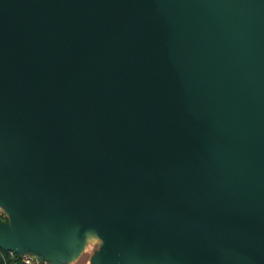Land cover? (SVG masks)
<instances>
[{"label":"water","instance_id":"obj_1","mask_svg":"<svg viewBox=\"0 0 264 264\" xmlns=\"http://www.w3.org/2000/svg\"><path fill=\"white\" fill-rule=\"evenodd\" d=\"M13 178L31 208L0 224L6 251L85 217L105 264L159 226L207 264H264V0H0Z\"/></svg>","mask_w":264,"mask_h":264},{"label":"crops","instance_id":"obj_2","mask_svg":"<svg viewBox=\"0 0 264 264\" xmlns=\"http://www.w3.org/2000/svg\"><path fill=\"white\" fill-rule=\"evenodd\" d=\"M16 180L15 178H13ZM31 208V198L16 180L0 183V224L10 222ZM75 238L62 240L51 232L42 242L27 240L23 247L34 258L44 256L47 264H105L102 257L107 239L91 223L81 217L75 221ZM157 243L143 239L140 248L130 257L131 264H207L208 245L203 240L177 236L170 228L159 226ZM2 243V242H1ZM0 245V264H22L6 255Z\"/></svg>","mask_w":264,"mask_h":264},{"label":"built area","instance_id":"obj_3","mask_svg":"<svg viewBox=\"0 0 264 264\" xmlns=\"http://www.w3.org/2000/svg\"><path fill=\"white\" fill-rule=\"evenodd\" d=\"M6 255L11 258L18 259L22 264H47V261L43 258H34L28 253H16L11 250L5 251Z\"/></svg>","mask_w":264,"mask_h":264}]
</instances>
